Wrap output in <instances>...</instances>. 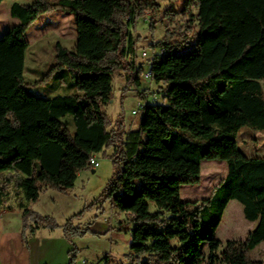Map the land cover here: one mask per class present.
<instances>
[{
  "label": "trees",
  "instance_id": "16d2710c",
  "mask_svg": "<svg viewBox=\"0 0 264 264\" xmlns=\"http://www.w3.org/2000/svg\"><path fill=\"white\" fill-rule=\"evenodd\" d=\"M22 1L10 7L17 23L0 36V100L28 84L25 35L40 17L65 12L77 34L71 49L53 46L50 93H61L46 116L25 127L14 108L0 113V214L14 189L24 244L48 227L70 243L90 233L73 224L82 212L59 225L32 206L49 191L67 194L100 153L116 168L101 199L127 216L114 228L130 234L127 264H264L251 258L264 243V157H247L236 141L243 128L264 130V0H182L181 10L163 14L156 0ZM146 11L152 33L156 21L168 23L149 46L162 101L147 104L139 129L126 131L122 122L111 127L104 107L117 73L141 86L132 29ZM204 161L225 162L227 175L207 199L182 201V187L201 182ZM232 201L256 227L243 241L223 242L216 234ZM79 253L73 245L68 264Z\"/></svg>",
  "mask_w": 264,
  "mask_h": 264
},
{
  "label": "rangeland",
  "instance_id": "374dc122",
  "mask_svg": "<svg viewBox=\"0 0 264 264\" xmlns=\"http://www.w3.org/2000/svg\"><path fill=\"white\" fill-rule=\"evenodd\" d=\"M156 1L162 7L161 14L170 7L176 10H181L182 7V0ZM16 2L26 3L22 0H4L0 4V36L17 22L10 16V7ZM61 13V11H57L42 16L36 22V26L40 24L43 29L38 32L35 27H31L25 35L26 39L30 42V49L27 53L26 63V78L28 84L23 88L28 89V91H34L36 95H49L51 92V86L56 84L54 73H51L50 71L53 65L54 43L63 40V45L70 49L75 45L72 32H68L67 36L62 39L59 32V29L61 31L60 27L57 29H51L50 26L47 25L49 22H55L57 24L58 21H63L65 27L67 26V30L70 26L72 27L73 22L71 18L73 17L70 15L66 20L61 18L58 20V15ZM151 17H153L151 12L146 11L144 19L139 20L132 29L137 49H139L137 53L138 57H141L142 52L149 50L147 52L152 58L153 51L149 48L150 44L154 41L161 40L166 33L165 27L168 23L156 21V17L153 18V20L156 21V30L154 33L150 31V24L148 21ZM51 18L53 20H51ZM127 20H129V18H127ZM193 44L194 42L187 46L185 51L190 50L193 47ZM151 58H146L148 59V61L145 62L146 68L150 66ZM41 69H45V72L38 75L37 71H40ZM124 74V72L116 74V78L113 82V99L108 106L104 107V111L111 121V127H116L117 122H122L125 130H138L142 120V114L133 115L132 111L137 108L139 96L135 93H130L124 98V100H122L121 97L125 94L122 92L124 90L122 86L127 84ZM28 78L39 79L40 82L32 86L28 81ZM68 78L70 79V76H68ZM262 85L264 89V80L262 81ZM145 88H147L146 91L150 93L151 99L154 94L157 95L158 102L162 101V94L159 93V86L156 83L152 80L144 81L139 89L144 90ZM18 102V98L16 100H0V113L6 111L9 107H17ZM29 111L23 109L19 112L20 117H22V123L25 127L37 125L35 122H26L24 113ZM236 141L238 148L247 157H264V130H254L247 127L243 128L238 133ZM96 157L99 160L100 166L97 169L90 168L82 171V175L78 177L74 188L69 190L67 194L49 191L46 194L44 193L45 195H42L38 203L33 205L32 208L43 216L45 215L54 218V221L59 225H64L69 219H71V217L81 212V216L75 218L73 224L83 228L89 227L88 224L94 221L105 224L103 222L105 218L109 223L113 222L111 224L112 229L104 234L90 230V233L82 238L73 237L72 243H70L68 239L63 238L66 239L72 247L75 245L80 249L78 258V263L80 264L84 261V257L90 258L95 261V263L98 262V264L106 262H111V264H127L125 258L130 252V245H128L127 242L130 234L114 230L120 222L126 220L127 216L124 213H119L115 208L111 207L108 201L101 199L107 184L116 172V168L112 159L103 157L100 153L97 154ZM226 175L227 164L225 162L204 161L202 163L201 182L198 185L183 186L181 189L182 201L199 202L203 199H207L211 196L215 186L219 184ZM11 192L12 196L6 206L9 205L13 199L18 197L17 192L14 189H12ZM121 215H124V217H121ZM255 226L256 223L249 222L244 218L242 205L237 201H232L229 203L224 213L216 237L223 242L226 240L243 241L247 238L249 233L254 230ZM46 229L49 233V231L57 232L60 228L51 230L48 227ZM251 258L255 261H261L264 263V243L260 244L251 252Z\"/></svg>",
  "mask_w": 264,
  "mask_h": 264
},
{
  "label": "crops",
  "instance_id": "0c3cea01",
  "mask_svg": "<svg viewBox=\"0 0 264 264\" xmlns=\"http://www.w3.org/2000/svg\"><path fill=\"white\" fill-rule=\"evenodd\" d=\"M64 13L65 12H62L61 14L58 15L59 17L58 20H60V18L66 20L68 19V17H70L69 14L67 13L64 14ZM71 19L73 22V26L72 27L70 26L68 30L66 29L67 26L65 27V25L63 24V21L61 22L58 21L57 24L55 22H49L47 25H49L51 29L52 28L57 29L58 27H60L62 32L60 31V29L59 32H60V37L62 39L67 36L68 32L69 33L72 32L73 33L72 37L74 38V44H75L77 39L76 25L74 24L73 18ZM51 20L53 19L51 18ZM31 27H35L38 32H40V30L43 29V27L40 24L36 26V23H34ZM31 27L28 29V31L31 29ZM59 43L63 44L64 42L62 40ZM138 50L139 49H137L136 51V57H137L136 63L141 67H143L145 72V70L150 69V66L148 68L145 67V62H147L148 59L138 57L137 55ZM44 72L45 69H41L40 71H37L38 75H41ZM28 81L32 86L40 82L39 79H33V78L32 79L28 78ZM144 81L145 80L141 78V84ZM122 88L124 89L122 92L125 93L124 94L125 96L123 95V97H121L122 100H124V98L127 97V95H129L130 93H135L138 96L135 85L127 86V84H125L124 86H122ZM146 90L147 88H145L143 91ZM60 93L61 91H57L50 93L49 95L40 96V95H36L34 91H28V89L22 88L20 89L17 97L14 99L16 100L18 98L19 100L18 106L12 108H14L21 122H22V117H20L19 112H21L23 109H27V111L30 110L31 112L29 111L27 113H24L26 122L39 123L40 120L44 118L42 116H45L47 114L49 100L54 95ZM126 131H129V129ZM81 175L82 172L78 174V177ZM19 198H24V195L20 194ZM15 199H13L10 202V204L7 205L6 208L3 210L4 212L2 211L0 214V264H68L69 262L68 252L72 250L73 247L66 239L63 238L62 231L60 229L57 232L49 231V233L46 231L47 229H40L37 231L35 236L28 237L27 243L24 244L23 241L24 223L22 218V210L18 207L17 205L18 202ZM121 217H124V215H121ZM103 222L105 224L98 221H94L90 223L91 225L89 226V229L100 232V234H104L108 232L110 229H112L111 224L113 222L109 223V221L106 218L103 220ZM127 242L128 245H130L131 243L130 237ZM83 259L87 260L89 263H95V261L91 260L90 258L84 257ZM108 263L111 264V262Z\"/></svg>",
  "mask_w": 264,
  "mask_h": 264
},
{
  "label": "built area",
  "instance_id": "2783aa9c",
  "mask_svg": "<svg viewBox=\"0 0 264 264\" xmlns=\"http://www.w3.org/2000/svg\"><path fill=\"white\" fill-rule=\"evenodd\" d=\"M141 57L142 58H148V57L151 58L150 54L147 51L142 52ZM142 79H144L145 81L152 80V74H151L150 69L143 73ZM136 92L139 96V103L137 105V108L132 111L133 115H138L140 113L142 114V112H143V110L147 104L154 103L158 100L157 95L153 94V98L151 99L149 92L140 90L138 87H136ZM90 166L94 169H97L100 166L99 160L97 159L96 155H93L91 157ZM81 264H98V262L97 263H89L87 260H84ZM103 264H110V263L106 262Z\"/></svg>",
  "mask_w": 264,
  "mask_h": 264
}]
</instances>
